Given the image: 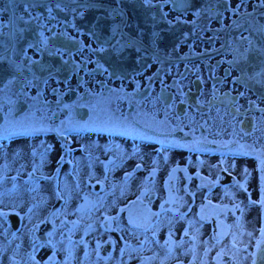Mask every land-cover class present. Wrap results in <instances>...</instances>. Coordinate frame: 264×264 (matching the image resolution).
<instances>
[{
    "label": "flooded vegetation",
    "instance_id": "af4514ba",
    "mask_svg": "<svg viewBox=\"0 0 264 264\" xmlns=\"http://www.w3.org/2000/svg\"><path fill=\"white\" fill-rule=\"evenodd\" d=\"M255 3L256 0H249L247 11H252ZM50 6L53 9L52 14L56 19H45L43 22L48 24L49 27L56 25L52 29L53 32L66 31L69 36L74 37V40L68 41L63 37L57 36L56 45L59 47L66 44L68 49L74 53L81 42L85 45L82 54L73 56V59L77 61H80L82 56L87 57L89 55L87 45H92L93 47L96 45L95 37L90 36L91 31H96L98 35H101V38H111V30L116 25L121 26L124 36L129 40L135 41L142 35L143 47L146 51L141 55H137L135 50H129L126 53L120 66L126 78L107 79L106 76L101 75L93 78L81 71L79 75L86 82L82 86L78 84L77 77L73 76L71 78V87L75 91L68 92L63 96L64 103L69 105L80 103V96L85 93L86 89L91 90L93 93V95L87 96L83 101L87 106L76 107L71 110L73 118L82 124L87 123L91 119L95 121V124L90 126L105 129L102 131H84L78 135L73 134L69 138V144L73 149L71 153L66 152V146L63 145L61 138L55 132L16 135L11 138L0 139V145H3V153L0 154V167L4 170L6 176L4 181L5 189L12 188L14 182L10 177L17 176L16 160L19 152L24 151L27 154L25 157L28 156L29 152H36L37 154L44 152L35 151L31 147L33 144L23 147L20 146L19 142L27 144L37 139L42 141L49 140L50 143L46 145V148L48 146H51V148L45 156L52 157V161H46L49 164H53L50 176L55 178L52 180L54 185L55 183L61 184L62 179H59L61 177L60 174L61 172H66V169L70 173L76 172V168L79 165L78 157L84 159L92 158L93 161L98 158L96 152L88 149L87 145L82 143L81 140H85L91 145L95 144L92 141L103 140L107 145L121 143L128 146V149L136 152L146 153V150L149 149L151 154L156 158H165L169 152H180L196 156L195 159L199 162L203 158L213 159L215 160L214 162L218 163L216 164L218 171L215 176L208 175L204 170L199 171L197 174L198 180L205 183L214 182L210 188L211 192L217 191L222 186H235L241 181L244 183V179L231 166L240 169L250 167L253 169L251 173L254 174L249 173L247 178H253L256 181L258 189L250 192L245 186H242L243 183L240 185L244 191H247L251 200L257 201L264 198L263 193L259 191V184L264 187V166L261 164V161H264V113L259 111L260 108H264V102L257 99L258 92H247L241 86H234L229 81H224L223 84H217V87L220 89V99L213 102L214 106L211 108V111H209V106L205 104L199 112L189 110V116L185 117L182 111L185 105L179 104L177 100L178 107L175 111L180 113V120L172 119L169 125H160L156 122L164 119L163 112L157 115L155 121L152 119L151 104L147 102L142 104L139 114L134 105V101L140 99L141 95H147L146 89L148 92H151L152 96L160 92V76H154L157 69H162L160 75L167 84H171L173 79H179L180 74L187 72V78L183 83L185 84V91H188L189 88L191 89L189 92L191 101H195V97L199 95L201 89L204 92L205 98L211 99L210 93L212 92V85L214 83L213 74L215 78L224 80V72L229 67L227 61L232 59L231 52L227 47L222 48V45H225L229 39L228 30L224 26L229 24L231 20L237 19L235 15H232L230 12H224L223 19H220L213 13L211 14L212 18L209 19L208 16L204 15L208 7L207 0H194L193 7L188 9L183 19L188 21L196 20V26L191 23H181L171 27L167 24L166 20L161 18L162 13H168L167 19L171 20L179 15V12L175 5L171 3L165 5L160 3L159 0H154L152 6L144 5L142 0H63L61 8H64V11L57 9L55 2H52ZM0 7L7 9L2 17L4 23H8L13 15V11L16 16L24 15L27 19V13L24 12V8L18 10L16 5L9 6L7 0H0ZM197 10H200L202 13L200 17H197L195 14ZM31 11L33 14L40 12L45 18L48 16L46 7L31 9ZM244 11L245 8L242 7L241 12ZM259 11L264 10L258 9L257 12L259 13ZM116 13H119V15ZM260 20L261 23H264V17H260ZM153 30L160 34V38L155 44L151 42ZM185 33L188 34L186 39ZM46 35H51V33H46ZM156 55L160 57L159 62L155 59ZM65 58H67V53ZM97 58L92 57V59ZM101 62L103 63V61ZM218 63L219 66L217 67ZM94 66V64L88 65L89 68ZM105 66L107 67L108 65L106 64ZM197 76L203 78V84L197 80ZM149 77H153V87L151 89H148L150 83ZM99 80H106L107 88L103 91L100 84L97 83ZM137 82L140 84V91L133 97V107L130 108L127 99H117V96L123 97L124 93H134ZM50 85L51 87H59L62 92L65 90L64 84L57 85L55 82H50ZM121 87H123V91H121ZM107 89H115L116 91L109 93ZM230 90L231 96L237 98L236 102L228 103L225 101L221 103L220 100L223 99L222 94ZM168 91L174 93L175 89L170 88ZM241 91H245L244 97L239 96ZM32 94H35V90H33ZM45 94L54 104L56 97L49 91H46ZM250 99L255 100L258 107L250 106L248 103ZM237 105L240 106L239 114L236 113ZM157 107L159 108L160 105H157ZM193 116L195 117V121L190 124L189 121ZM123 117H127L128 119L124 120ZM60 118H64L63 113L60 114ZM133 120L136 123H133ZM204 121H207V125L202 128L200 124L204 123ZM173 128H175V131H172ZM181 128H183L182 131ZM193 128L196 129L194 133L192 131ZM194 141H198V143ZM118 149L106 153V160L109 162L104 166H112L116 162L124 161L117 151ZM61 157H63L62 161ZM131 157L132 159L129 157L128 163L133 160L132 169L135 171L140 168L144 169L147 166L145 158H134L135 154ZM125 160L127 161L126 158ZM43 161H45L44 157ZM38 162H41V160ZM179 164L181 163L175 162L172 166L177 167ZM137 165H140V167L138 168ZM5 166H7L6 169ZM32 168H29L28 173L32 171ZM104 172L109 177L110 173L108 170L105 169ZM129 173L130 171L123 170L121 174L122 179L129 175ZM36 175L49 176L39 171H37ZM20 180L23 182L27 181L28 174H19L15 181L17 186ZM41 180L43 181L44 179ZM97 181H100V183H97ZM95 182L97 187L103 184V181L100 179ZM53 194L56 202L61 199L58 197L57 192ZM254 194H256V198L252 196ZM63 195L64 203L61 207L58 206L54 209L53 206L56 203L54 202L44 217L33 223L35 230L30 234L32 238L29 241L31 247L28 250V264L129 263L130 257L126 255L128 251H125L123 257L120 255V250L124 247L125 241L121 240V236L125 237V234L121 231L107 232L111 233L109 235L118 232L117 235L120 238L118 240L113 236H110L111 240L109 238L102 240L95 237L91 239V232L85 236L86 230H78L83 222L80 216L73 220V222L79 221L78 228H75L76 233L74 232L73 224L64 217L62 218L63 226H54L55 215L62 211L67 200L64 193ZM9 196L12 198L15 194ZM206 201L208 202V200ZM126 204L128 203L124 202L122 206L124 207ZM254 204L259 205L257 202ZM207 207L209 208V204H207ZM214 208L216 210L221 209L214 206L211 209V213L209 212V228L212 231L211 236L215 240L221 237L220 234L225 227V222L212 212L215 210ZM0 211L6 213L5 216L0 217L3 220L6 219V229L11 227L14 234L18 233L22 223L21 210L0 206ZM27 212L29 211L27 210ZM99 214L101 215V213ZM38 215L42 216L43 214L40 212ZM12 217L14 219L11 220ZM125 217L126 215L122 217L124 227L128 226L127 218ZM42 225L50 229L45 234L39 233ZM98 225L100 231H103L100 224H96L97 227ZM60 227L63 228L60 237L65 241L62 248V251L64 250L63 254L57 255V252L52 251V255L39 256L37 253L38 244H48L52 249L55 248L52 235L55 231H60ZM49 233H52V235L50 236ZM81 239L87 242V247L77 243ZM97 241L101 243L99 255L105 257V259L99 261L96 259L97 254L95 251ZM112 241H115V244ZM33 242L36 245L35 250H33ZM134 244L142 245L141 242H135ZM85 252L88 253L87 257L85 256ZM1 254L0 251V258ZM29 254H31V258ZM109 254H111L110 259H108ZM256 258L258 259L257 264H264V249L257 252ZM143 259L146 260V257ZM12 262L19 264L20 259L14 257ZM136 262L139 264V260H136Z\"/></svg>",
    "mask_w": 264,
    "mask_h": 264
},
{
    "label": "snow or ice",
    "instance_id": "6c2138e0",
    "mask_svg": "<svg viewBox=\"0 0 264 264\" xmlns=\"http://www.w3.org/2000/svg\"><path fill=\"white\" fill-rule=\"evenodd\" d=\"M52 2H55L56 8L64 11L61 8L63 0H7L9 6L17 5L19 3L24 4V12L27 13V19L24 15L16 16L13 11L12 17L8 23L3 22V14L7 10L0 7V139L11 138L16 135H34L37 133L55 132L61 138L63 145L66 146V152L71 153L73 150L69 144V138L73 134H79L84 131H102L103 128H97L90 125H94L95 121L89 120L87 123H80L73 118L72 109L76 107L87 106L83 103L87 96L93 95L92 91L86 89L85 93L80 96V103L76 105H69L63 102V96L68 92H73L75 89L71 87V78L77 77L78 84L84 85L86 82L79 74L81 71L89 77H95L97 75L106 76L107 79H123L126 78L124 72L121 70V64L125 58L126 53L129 50H135L137 55H141L146 49L143 47L142 35L135 41L127 39L120 25H116L111 30V38H101L96 31H91L90 36L95 37L96 45H87V51L89 55L81 58L80 61L73 59L76 54H82L85 45L81 42L80 46L76 49V52H72L68 49L67 45L57 46L56 37L60 36L68 41L74 40V37L69 36L66 31L59 33L53 32L52 29L56 25L51 27L44 23L45 19L55 20L56 17L52 14L53 9L50 6ZM162 4H173L176 6L179 15L171 20L167 19L168 13H162L161 18L166 20L167 24L174 27L176 24L191 23L196 26V20L188 21L183 19L188 9L194 5V0H159ZM142 3L146 6H152L154 0H142ZM208 7L204 12V15L212 18L211 14H215L217 18L223 19L224 12H230L235 15L237 19L231 20V22L224 27L228 30L229 39L226 41L223 47L232 54V59L228 60V69L224 72V80H219L214 77V83L212 85V92L210 93L211 99L205 98L204 92L201 89L199 95L195 97V101L192 102L189 96V92L185 91L184 80L187 78V72L180 74L179 79H173L171 84L165 83V80L160 75L162 69H157L154 76H160V92L155 96L148 92L147 95H141L140 99L134 101L135 109L139 114V110L142 104L147 102L152 106V119L155 121L157 115L163 112L164 119L156 121L160 125H169L172 119L180 120V113L175 109L179 104L185 105L182 109L184 116H189V110L200 111L205 104L209 106V111L214 106L213 102L220 99V89L217 84H223L224 81H229L234 86H241L247 92H258L257 99L264 102V23H261L260 17H264V11L257 12L258 9L264 10V0H256L252 11H247V5L249 0H207ZM215 6V7H213ZM46 7L48 16L45 18L40 12L33 14L31 9ZM244 7L245 11L241 12V8ZM198 8V6H197ZM74 11V10H73ZM119 15V13H116ZM196 16L202 15L200 10L196 11ZM83 15V13H81ZM35 22V23H33ZM23 25V26H21ZM7 29V31H5ZM203 31V29H201ZM51 33V35H46ZM234 33V34H233ZM247 33V35H245ZM185 39L188 34H184ZM160 38L159 32L153 30L151 34V42L155 44ZM219 51V50H218ZM31 53V54H30ZM67 53V58L65 55ZM92 57H98L92 59ZM141 58H143L141 56ZM157 62L160 61L159 55L155 56ZM103 61V63L101 62ZM94 64L95 66L89 68L88 65ZM108 65L107 67L105 65ZM219 63L217 64V67ZM150 67V65H149ZM198 71V69H197ZM235 73V74H234ZM150 83L148 89L153 87V77L148 78ZM197 80L201 84L204 83L203 78L197 76ZM50 82H55L57 85L64 84L65 90L62 92L59 87H51ZM101 90L107 88L106 80H99ZM175 89L174 93H170L168 90ZM35 90V94L32 92ZM46 91L51 92L56 99L53 104L47 98ZM109 93H113L115 89H107ZM123 91V87H121ZM140 91V84L137 82L136 91L134 93H124L123 97L117 96V99H127L129 101V107H133V97ZM223 99L221 103L227 101L228 103H235L237 98L231 96V90L222 94ZM240 97L245 96V91L239 93ZM250 106H257L255 100L248 101ZM157 105H160L158 108ZM258 107V106H257ZM27 109V111H26ZM67 110V111H66ZM240 106L237 105L236 113L239 114ZM250 110V109H249ZM259 111L264 113V108H260ZM23 113V115H21ZM39 113V117H37ZM64 114V118H60V114ZM147 115V113H145ZM114 115V113H113ZM127 120V117H123ZM195 117L193 116L189 123H193ZM133 123H136L133 120ZM207 121L200 124V127H206ZM187 126V125H185ZM183 128H181V131ZM175 131V128L172 129ZM193 133L196 131L192 129ZM198 143V141H194ZM51 146L45 148L41 153V165L34 166L32 171L28 173V180L24 181L25 185L29 187L17 186L15 181L17 180L21 169L17 170V176H12L10 179L14 182L11 189H5L4 181L6 176L4 170H0V206L4 205L3 197L6 195L15 194L17 197H22L24 193H35L38 189V183L41 179H55L50 176H37L36 173L43 164V157L48 153ZM3 153V145H0V154ZM36 152H32V156H36ZM19 155V153L17 154ZM63 157H61V161ZM111 163V161H110ZM264 166V161H261ZM139 168L140 165H137ZM7 166H5V169ZM58 171V169H57ZM94 177L89 176V180ZM100 183V181H97ZM80 185L77 183L76 188L79 189ZM94 187V186H93ZM103 191V190H102ZM59 198L63 199L64 195L59 190L57 191ZM97 197V203L92 205L89 209L88 219L92 222L87 224L86 231L84 233L87 236L90 232L96 231L95 223L99 222L100 227L104 232L122 231L129 236H135L139 238L143 233L138 232L137 229L144 228L146 233L151 225V216H158L159 213H149L145 218L146 223L140 224L137 222L136 204H142L143 201L138 197L136 201L126 204L124 207H120L115 200L111 204L106 206V197L99 193H94ZM143 195V194H142ZM35 199V197H33ZM255 203V202H254ZM264 204V199L260 201ZM81 205L76 211L80 212L82 208L86 207ZM38 205H33L37 207ZM163 209V205L161 206ZM112 208H117L116 215H109L108 213ZM32 212V208L28 209ZM92 212L101 213L100 216H96L93 219ZM121 213H127L128 228H124L121 221ZM6 213L0 211V217L5 216ZM79 221L73 222V229L77 228ZM115 225V227H113ZM63 226V225H62ZM0 229V234H2ZM103 233H101L102 235ZM187 235V233H185ZM15 235V234H13ZM51 236L52 233H49ZM251 235V234H249ZM261 235L264 236V229H261ZM171 239V237H170ZM111 240V237H109ZM121 240H124V236H121ZM148 241L145 239L144 241ZM51 243V241H49ZM87 247V242L81 239L77 242ZM115 244V241H112ZM166 243H168L166 241ZM261 243L264 241H257V248H260ZM35 242H33V250H35ZM233 247H236L233 244ZM16 248L19 249L20 245L17 244ZM101 243L97 241L96 244V259L102 260L105 257L99 255ZM125 251L129 253L137 251L127 241H124V247L120 250V255L123 257ZM171 251V249H169ZM88 253L85 252L87 257ZM223 255V253H222ZM251 255L255 256V253ZM31 258V254H29ZM111 258L109 254L108 259ZM131 258V257H130ZM155 259V257H153ZM252 264H256V260H252Z\"/></svg>",
    "mask_w": 264,
    "mask_h": 264
},
{
    "label": "rangeland",
    "instance_id": "374dc122",
    "mask_svg": "<svg viewBox=\"0 0 264 264\" xmlns=\"http://www.w3.org/2000/svg\"><path fill=\"white\" fill-rule=\"evenodd\" d=\"M36 115L39 117L40 114ZM81 142L86 144L88 149L96 152L98 158L95 161L92 158L78 157L79 165L76 172L70 173L67 169L66 172H61L59 178L62 179L61 184L53 185V179L40 180L35 193H24L22 197L16 195L12 198L9 195L3 197L4 205L2 207L21 210L22 223L19 232L13 235L11 227L7 229L5 227L6 219L0 218V229L3 230L0 234V251L2 253L0 264H15L12 262L14 257L20 259L19 264H28V250L31 247L29 241L32 238L30 234L35 230L33 223L36 220H41L50 206L56 202L53 193L58 190L65 194L67 200L62 211L55 215L53 224L56 227L62 225L63 217L73 224V220L80 216L83 222L77 228L80 231L82 229L85 231L87 224L92 222L88 216L89 209L97 203V197L94 195L96 192L106 197V206L115 200L120 207H123L124 202L131 203L139 197L143 203H137L135 208L137 222L142 225L146 223L145 218L149 213H159L158 216H151L150 221L153 227H150L146 233H144L143 227L137 229L138 232L143 233L139 238L129 236L121 231L125 234L124 240L137 250L131 253L126 252V255L131 257L127 264H138L136 260H139V264H252L253 259L257 264V252L264 249V243H261L259 249L257 248V241H264V236L261 235V229H264V204L260 203L262 199L251 200L247 191L242 188L245 186L250 192L258 189L256 181L253 178H247V175L253 172L252 168L240 169L231 166L244 179V183L241 181L235 186H222L217 191L211 192L210 188L214 182L205 183L198 180L197 174L204 170L208 175L215 176L218 171V166H216L218 163L213 159L203 158L199 162L195 159L196 156L180 152H174L179 154L169 152L165 158H156L149 149L146 150V153L136 152L121 143L107 145L103 140H100L92 141L95 144L91 145L85 140H81ZM19 143L23 147L33 144L31 147L35 151L41 152L50 142L37 139L27 144ZM117 148H119L117 151L124 161L116 162L112 166H104L109 162L106 160V153ZM133 152L134 158L146 159L147 166L144 169L140 168L135 171L132 169L133 160L128 163L129 157L132 159L131 156L134 155ZM31 153L29 152L25 157L27 154L24 151L19 152L16 170L21 169V165H23V170L20 171L21 175H27L30 167L41 165V162H38L41 160L40 154L32 156ZM44 159L45 161L38 171L50 176L53 164H49L47 161H52V157L47 155L44 156ZM175 162L181 164L174 167L172 165ZM105 169L110 173V178L105 174ZM0 170H2L1 167ZM123 170L130 171L129 175L124 178L125 180L121 176ZM89 176L94 178L89 180ZM99 179L103 181V184L97 187L95 181ZM77 183L80 185L79 189L76 188ZM19 186L29 187L30 185H25L20 180ZM262 187L259 184V191L264 195V187ZM254 195L252 196L256 198V194ZM86 201V207L77 212L76 209L85 205ZM206 203L209 204V208ZM33 205L38 206L33 207ZM214 206L221 210L214 208L215 210L212 212L225 222L221 237L215 240L211 236L212 231L209 228V212L211 213ZM29 208H32V212H27ZM117 210V208H112L108 214L116 215ZM40 212H42V216L38 215ZM91 215L93 219L100 216L96 212H92ZM120 215L124 226L122 217L126 215L125 218H127V213ZM96 224L99 222H96L94 226ZM95 228L96 231L90 234L91 239L95 237L104 240L110 236L116 240L120 239L117 235L118 232L109 235L111 233L100 231L99 225ZM124 228H128V226ZM76 229H74L75 233ZM61 231H63L62 227H60V231H55L52 235V240L55 242L54 249L48 244H38L37 253L39 256L52 255V251L57 252V255L63 254L62 248L65 241L60 237ZM101 233L103 234L101 235ZM145 239L148 241L147 243L144 242ZM135 242H141L142 245H135ZM17 244L20 245L19 249L16 248ZM233 244L236 247H233ZM252 253H255V256L251 255ZM144 257L146 260L143 259Z\"/></svg>",
    "mask_w": 264,
    "mask_h": 264
},
{
    "label": "water",
    "instance_id": "95a60500",
    "mask_svg": "<svg viewBox=\"0 0 264 264\" xmlns=\"http://www.w3.org/2000/svg\"><path fill=\"white\" fill-rule=\"evenodd\" d=\"M17 9L19 10L20 8H24V4L23 3H19L16 5ZM60 205V202L57 203L55 206H54V209L57 208L58 206ZM49 227H45L44 225L41 226L40 228V234H45L47 231H49Z\"/></svg>",
    "mask_w": 264,
    "mask_h": 264
}]
</instances>
